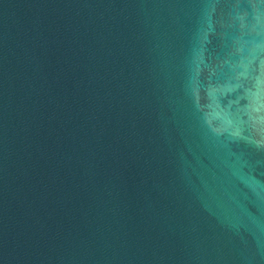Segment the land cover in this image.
I'll return each instance as SVG.
<instances>
[{"label":"water","instance_id":"water-1","mask_svg":"<svg viewBox=\"0 0 264 264\" xmlns=\"http://www.w3.org/2000/svg\"><path fill=\"white\" fill-rule=\"evenodd\" d=\"M0 264H264V0H0Z\"/></svg>","mask_w":264,"mask_h":264}]
</instances>
